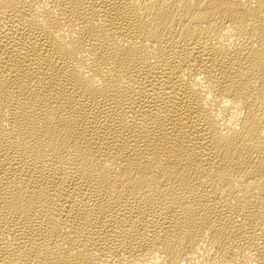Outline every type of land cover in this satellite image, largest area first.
Here are the masks:
<instances>
[{"label": "bare ground", "instance_id": "bare-ground-1", "mask_svg": "<svg viewBox=\"0 0 264 264\" xmlns=\"http://www.w3.org/2000/svg\"><path fill=\"white\" fill-rule=\"evenodd\" d=\"M0 264H264V0H0Z\"/></svg>", "mask_w": 264, "mask_h": 264}]
</instances>
